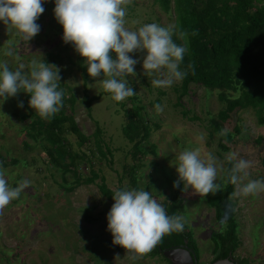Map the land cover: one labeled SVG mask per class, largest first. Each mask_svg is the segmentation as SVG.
I'll return each instance as SVG.
<instances>
[{
    "label": "rangeland",
    "instance_id": "obj_1",
    "mask_svg": "<svg viewBox=\"0 0 264 264\" xmlns=\"http://www.w3.org/2000/svg\"><path fill=\"white\" fill-rule=\"evenodd\" d=\"M44 5L45 11L37 20L39 34L28 43L14 29L6 30L0 23V62H7L12 70L23 65L22 71L29 72L31 61L40 59L39 52L47 63L46 53L56 54L62 60L56 66L61 69L60 83L68 89L65 94L74 99L69 112L79 130L88 136L86 143L80 146L70 133H66L64 139L71 154H84L89 161H77L75 176L71 173L61 175L48 163L45 144L24 135L22 128L27 121L21 122L18 116L29 112L38 116L29 107L26 94L20 92L0 105V156L7 163L3 167L6 178L11 187H16L21 180L30 181L20 198L13 200L0 215V264H166L161 257L148 255L132 261L123 248L113 245L106 220L113 203L99 194L98 179L92 184L75 187L74 179L87 178L93 171L104 179L109 190L115 191L118 186L131 190L128 178L121 176V167L134 164L137 166L135 189L150 191L159 203L166 202L171 196L173 182L178 179L174 166L176 156L185 149L199 148L202 156L212 153L216 157L218 168L223 167L222 160L228 153L236 152L239 158L251 164L247 170L248 179L264 180L259 163L264 148V126H259L254 113L246 109L233 113L225 123L216 121V128L210 123L222 107L216 92L190 84L186 94L177 99L179 82L169 88H157L151 84L150 77L143 75L142 52L131 54L139 61L135 66L136 77H127L136 94L124 101H114L110 93L99 96L105 91L101 80L89 77L86 95L98 98L91 102L87 115L81 102V80L70 63L75 59V51L70 44L62 42V27L53 14L54 0H46ZM125 19V27L129 30L153 22L161 26L173 24L172 16L160 12L150 0H132ZM8 50L13 55H5ZM20 102L23 107H17ZM157 104L163 107L160 113L156 111ZM124 111H137L141 120L150 125L149 137L140 145L141 154L136 160L131 159V145L121 133ZM95 126L100 129L103 145L110 150V156L102 158L96 152L92 138ZM234 127L239 133L233 143L227 144V151H220L217 148L219 135L233 134ZM257 138L261 139L258 144ZM10 161L15 163L10 164ZM180 186L184 188L182 182ZM182 192L183 212L176 216L191 232L197 248V262L207 264L212 257L209 235L222 232L223 225L214 220L213 210L204 199L194 195L190 188ZM230 199L235 203L234 220L239 242L233 257L244 258L247 264H264V192L244 197L234 185ZM85 216L90 220H85Z\"/></svg>",
    "mask_w": 264,
    "mask_h": 264
},
{
    "label": "clouds",
    "instance_id": "obj_2",
    "mask_svg": "<svg viewBox=\"0 0 264 264\" xmlns=\"http://www.w3.org/2000/svg\"><path fill=\"white\" fill-rule=\"evenodd\" d=\"M45 2L0 0V23L6 30L14 29L28 43L39 34L37 20L45 11ZM131 3L132 0H54L53 14L62 27V42L73 47L83 59L88 76L101 80L103 89L117 102L136 94L127 79L137 75L135 66L139 61L131 54L144 53L143 75L150 77L151 84L157 88H169L181 82L192 68L191 64L181 67L188 52V33L175 24L161 26L155 22L129 30L125 27V18ZM174 36L181 43H176ZM39 54V60L31 61L29 72L22 71L23 65L12 70L7 62H0V105L24 92L30 96L29 107L41 119L50 120L63 107L61 69L45 62ZM5 55L13 53L8 50ZM17 107H23V103ZM155 108L158 113L163 111L160 104ZM226 160L232 165L227 170L217 167L212 153L202 156L199 148L183 150L176 156L174 166L178 179L173 187H179L182 182V191L190 188L200 199H207L221 190L216 180L220 172L227 171L228 182L238 186L241 196L264 192V180L248 179L247 170L251 166L248 160L239 158L236 152L228 153ZM29 186L30 181L21 180L16 187H11L0 166V215ZM112 199L114 202L106 215L107 231L112 244L123 248L132 261L143 259L164 236L184 229L182 219L169 216L150 191L119 189Z\"/></svg>",
    "mask_w": 264,
    "mask_h": 264
},
{
    "label": "trees",
    "instance_id": "obj_3",
    "mask_svg": "<svg viewBox=\"0 0 264 264\" xmlns=\"http://www.w3.org/2000/svg\"><path fill=\"white\" fill-rule=\"evenodd\" d=\"M150 1L160 12L171 15L173 24L177 25L180 30L188 33V52L185 54L181 67L184 68L191 64L192 68L188 70V75L179 82L180 93L177 99L186 94L190 84L196 85L216 92V98L222 106L216 113L215 120L214 118L210 120L216 128L218 127L216 121L220 124L225 123L233 113L246 109L254 113L259 126H264V0ZM173 39L176 43H181L175 36ZM45 59L55 65L62 62L56 54L46 53ZM70 63L80 77L83 88L81 102L89 115L90 104L98 96L88 97L86 95V84L90 78L83 59L76 52L74 61ZM60 87L64 92L63 107L54 117L44 120L29 112L18 116V119L21 122L27 121L22 128L26 137L32 141L40 140L45 144L44 152L48 163L59 170L61 175L71 173L75 176L77 161L80 159L89 161V159L84 154H71L64 135L72 134L79 146L86 143L88 136L79 130L69 112L74 104L72 95L65 94L68 89L64 85L61 84ZM102 95H109V93L103 91L99 96ZM25 99L29 100L30 96L26 94ZM181 115L184 116V113ZM123 116L124 123L121 133L131 145V159L136 160L141 154L140 145L149 137L150 125L141 120L137 111H124ZM153 127L156 128L155 125ZM238 133L239 129L234 127L233 134H220L217 148L220 151H227V144L233 143ZM92 138L98 155L102 158L106 155L110 156V150L103 145L101 131L97 126L94 127ZM260 141V138L256 139L257 144ZM261 151L259 163L264 172V148ZM9 163L14 164L15 162L10 161ZM222 164L225 170L232 166L226 159L222 160ZM6 165V161L0 156V166L6 167ZM136 168L134 164L121 167V176L128 178V183L133 189H135ZM89 173L90 176L87 178L74 179V187L89 185L98 179L99 194L113 203L112 195L116 190L123 188L118 186L115 191H111L106 187L102 177L97 176L93 171ZM121 176L118 178L119 183ZM216 183L221 185V190L215 196L209 195L204 200L213 210L214 220L222 223L223 230L220 233L211 232L209 235L212 257L207 264L212 263L218 257L231 259L234 264H247L244 258L233 257L239 242L236 233L237 225L234 220L235 203L230 199L234 192V185L228 182L227 171L222 172ZM182 193L181 186L172 187L168 201L161 202L169 216H176L183 212ZM226 211L227 218L225 217ZM84 219L90 220L87 216ZM183 243L193 251L197 260V248L191 232L185 226L181 232H173L164 236L157 248L147 255L151 258L159 256L166 264H170L162 253Z\"/></svg>",
    "mask_w": 264,
    "mask_h": 264
},
{
    "label": "water",
    "instance_id": "obj_4",
    "mask_svg": "<svg viewBox=\"0 0 264 264\" xmlns=\"http://www.w3.org/2000/svg\"><path fill=\"white\" fill-rule=\"evenodd\" d=\"M157 248V247H156ZM162 256L168 260L170 264H198L193 251L186 246L185 243L178 247L167 249ZM209 264H234L231 259L218 257Z\"/></svg>",
    "mask_w": 264,
    "mask_h": 264
}]
</instances>
